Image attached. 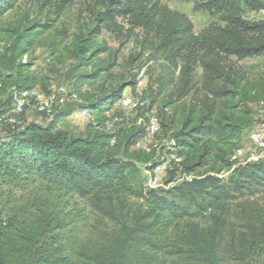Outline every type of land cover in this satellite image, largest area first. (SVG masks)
I'll list each match as a JSON object with an SVG mask.
<instances>
[{"label":"trees","instance_id":"obj_1","mask_svg":"<svg viewBox=\"0 0 264 264\" xmlns=\"http://www.w3.org/2000/svg\"><path fill=\"white\" fill-rule=\"evenodd\" d=\"M20 1L0 0V22ZM179 1L216 23L195 33L187 15L159 0H94L93 27L72 53V73L105 51L92 46L102 31L141 33L129 65L146 62L88 100L79 88L115 60L78 75L68 94L81 104L65 109L68 102L46 126L21 117V126L0 127V264H264V159L232 160L263 124L252 106L264 104V71L240 62L264 57V20L247 16L263 11L264 0ZM75 2L62 0L57 16ZM52 29V21L26 15L3 30L0 116L15 115L19 92L52 93L23 59ZM147 63L159 72L138 90ZM124 97L138 106L123 107ZM81 108L92 119L74 138L59 123ZM160 165L165 171L157 174ZM142 174L164 188L136 186Z\"/></svg>","mask_w":264,"mask_h":264},{"label":"rangeland","instance_id":"obj_2","mask_svg":"<svg viewBox=\"0 0 264 264\" xmlns=\"http://www.w3.org/2000/svg\"><path fill=\"white\" fill-rule=\"evenodd\" d=\"M62 0H51V4L44 7L42 1L38 0H23L15 5L14 9L9 11L5 18L0 22V45L3 46V40L6 39V30L16 22L21 21L26 15L29 20H35L43 23L53 22V29L42 36L40 44H37L29 51L23 59L25 61L33 62L34 66L32 72L45 79L47 92H55L63 87L68 92L74 90V84L77 76L80 74L89 75L98 70H102L115 60L110 72L102 71L96 80L88 81L84 86L79 88V92L84 94L85 100L91 99L99 95L97 88L101 85L111 86L118 84L123 77H125L132 68H136L146 62V56L138 60L133 66L129 65L131 56L137 55L141 51L142 36L141 33L135 31L128 35L123 33L120 38L102 31L92 42L93 49L98 46L105 48L103 53L95 56L89 61V64L82 67L76 73H72L74 67L77 66V60L73 59L72 53L78 41L83 38L87 31L93 27V15L89 9L94 7V0H76L75 4L67 7L62 14L57 16V7ZM162 4L168 6L172 11L187 15L194 25V32L199 33L202 29L212 23H216L209 14L202 12H194L192 3H182L179 0H159ZM249 19L264 20V10L259 13H250L247 15ZM125 29L128 26L125 25ZM55 44L57 47L56 54H52L50 46ZM56 56H60L58 60ZM88 57V55L86 56ZM241 65L250 67L251 72L264 71V57L259 59H251L240 62ZM159 72V67L153 63H147L140 71L148 79ZM111 74V76L109 75ZM198 76L201 75V70H197ZM76 76V78H74ZM84 87V88H83ZM41 89V88H40ZM87 89V91H86ZM42 90V89H41ZM189 98L185 99L188 101ZM84 99L82 100V103ZM75 103V104H74ZM76 102H69V106L65 109L76 105ZM255 112L256 120L264 119V104L252 106ZM24 123L35 122L46 126L52 119L39 113L34 108L30 107L24 112L22 116ZM60 129L67 132L71 137H81L85 132V122L83 119L73 115L69 118L63 119L60 123ZM247 133L242 140L241 145L247 146L249 144ZM166 139L159 137L155 144L158 148L164 145ZM146 174H142L137 178L136 186H156L164 188L162 184L153 183L146 179ZM82 206L80 205V208Z\"/></svg>","mask_w":264,"mask_h":264},{"label":"built area","instance_id":"obj_3","mask_svg":"<svg viewBox=\"0 0 264 264\" xmlns=\"http://www.w3.org/2000/svg\"><path fill=\"white\" fill-rule=\"evenodd\" d=\"M145 83V76L141 73L137 78V89H141ZM74 96L69 97L68 91L61 87L57 91L52 92L49 95L42 93L38 89L26 90L15 94V115L0 116V127L4 124L10 125L12 128L21 126L22 114L27 108H34L41 114H44L48 118L53 117L58 109L63 108L68 102L75 101L77 104H81L80 100L74 99ZM123 107L128 109H135L138 106L137 102H134L129 97H124L121 100ZM77 117L84 120H91L92 116L86 108L78 109L75 114ZM138 125L141 124V120H138ZM150 133L152 135L157 134L159 131V124L156 118L150 119ZM111 125L108 124L107 129L110 130ZM249 144L247 146L239 147L232 156V160L239 161H257L264 159V119L262 127L259 130L252 131L248 135ZM173 140L167 142V146H173ZM140 147V145L138 144ZM145 151L149 152L150 149L146 146L142 147ZM179 161V160H177ZM165 171L164 166H158L156 168L157 174H162ZM157 178L155 179V182Z\"/></svg>","mask_w":264,"mask_h":264}]
</instances>
